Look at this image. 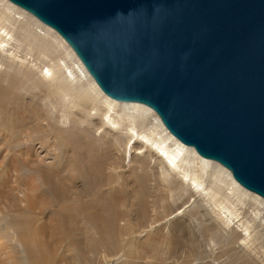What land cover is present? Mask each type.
<instances>
[{"label": "bare ground", "instance_id": "bare-ground-1", "mask_svg": "<svg viewBox=\"0 0 264 264\" xmlns=\"http://www.w3.org/2000/svg\"><path fill=\"white\" fill-rule=\"evenodd\" d=\"M34 142L60 148L58 168L34 161ZM0 144L13 154L0 165V264H51L38 224L48 210L54 231L80 221L91 242L135 248L187 235L204 249L185 264H264V198L182 144L151 108L107 96L58 32L9 0H0ZM131 178L142 204L158 198L136 225L116 190ZM106 183L116 193H103Z\"/></svg>", "mask_w": 264, "mask_h": 264}, {"label": "water", "instance_id": "water-1", "mask_svg": "<svg viewBox=\"0 0 264 264\" xmlns=\"http://www.w3.org/2000/svg\"><path fill=\"white\" fill-rule=\"evenodd\" d=\"M53 28L101 90L264 198V0H9Z\"/></svg>", "mask_w": 264, "mask_h": 264}, {"label": "rangeland", "instance_id": "rangeland-1", "mask_svg": "<svg viewBox=\"0 0 264 264\" xmlns=\"http://www.w3.org/2000/svg\"><path fill=\"white\" fill-rule=\"evenodd\" d=\"M26 141L27 138L19 149H26ZM29 145H32L34 148L32 158L37 164L41 165L42 169L48 171L58 168L63 158V152L60 148H53L56 149L53 150L51 147L49 148L50 144L42 146L39 142L30 143ZM12 156V153L9 154V152H5L1 149L0 165L2 163L3 166L6 167L7 165H10L12 163ZM5 170V167L0 169V177L4 174ZM125 184L127 188L125 187ZM125 184H123L124 188L116 186V190L119 194L117 195L119 199L118 201L120 202V208L122 209L121 216L125 221H129V223L133 225L140 222L145 223L154 215L153 210L157 205L158 198L155 195H152V197L149 196L148 199L146 198L144 204H142V201H138L135 198V193H133V191L137 189L133 178L129 181L127 180ZM112 187L113 185L108 184L102 188V192L116 193L115 191H111ZM14 194L17 197H22L19 192ZM86 200L90 201V198ZM52 205H56V202ZM22 206L25 207V204H22ZM26 212L25 216L30 220L32 217L30 215L32 213H28V210ZM44 214V220L38 222V224L43 223L41 230H43L42 234L45 242L44 247L46 254L51 257V264H185L183 262H188L194 258V255L192 256L191 254H197V251L199 252L204 249V246L201 248V244L198 241L195 243L196 246L192 244L190 237L187 235H180L174 239V242L172 240L168 245L163 244L162 239L159 236H154L153 239L156 240V242L152 245L145 242V244L136 245L135 248L129 246V243L122 245L119 243V240L117 242L111 241L109 243H104L100 236L95 237L91 242L88 240V234L83 231L84 229L80 224V221H74L72 222V225H68L67 231H54L53 229L56 222L52 224L48 222L51 216L50 210L46 211ZM32 219H35L34 216ZM7 220H9V218ZM20 220L23 222V219ZM9 221L11 222V219ZM4 227L5 225L0 223V230H4ZM127 238L129 240L132 236H124V239ZM145 239L146 238L142 241Z\"/></svg>", "mask_w": 264, "mask_h": 264}]
</instances>
